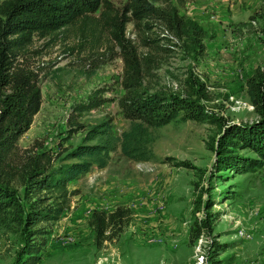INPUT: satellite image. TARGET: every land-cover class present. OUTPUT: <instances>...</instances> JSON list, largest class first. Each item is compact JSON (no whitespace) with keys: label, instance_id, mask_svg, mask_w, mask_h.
<instances>
[{"label":"rangeland","instance_id":"rangeland-1","mask_svg":"<svg viewBox=\"0 0 264 264\" xmlns=\"http://www.w3.org/2000/svg\"><path fill=\"white\" fill-rule=\"evenodd\" d=\"M108 1L121 12L126 0ZM150 2L190 20L187 33L178 36L179 27L154 13L126 22L121 45L95 11L85 25L33 34L13 50L9 70L34 74L40 90L16 140L18 156L46 151L51 166L75 161L67 153L101 119L109 120L115 147L104 166L66 182L61 213L38 222L40 233L0 226V264H22L32 239L40 244L32 264H264V161L242 172L218 166L227 129L262 114L246 79L264 77V0ZM124 56L141 63L137 78ZM160 98L185 99L200 114L150 128L149 159L123 156L119 134L128 119L120 102ZM232 153L257 158L241 143ZM9 186L22 195L16 179ZM117 207L125 213L120 228L108 227L96 246L91 211Z\"/></svg>","mask_w":264,"mask_h":264},{"label":"trees","instance_id":"trees-1","mask_svg":"<svg viewBox=\"0 0 264 264\" xmlns=\"http://www.w3.org/2000/svg\"><path fill=\"white\" fill-rule=\"evenodd\" d=\"M95 11H98L96 23L107 27L121 45L126 41L123 33L128 21L135 26L143 18L157 13L168 24L179 27L178 36L187 33L186 23H191L179 17L172 7L158 8L150 0H126L121 12H114L108 0H0V87L7 88L5 92L0 91V226L26 225L33 234L40 233L35 227L38 222L57 219L61 213L67 193L66 182L86 172L92 164L104 166L108 152L115 147L109 120L101 119L89 126L82 142L67 153L75 161L51 166L46 151L22 156L15 151L17 138L28 128L38 109L40 90L34 74L19 67L9 70L13 50L24 46L33 34H49L76 22L85 25ZM193 28H196L194 24ZM123 59L130 66V79L137 78L135 74L141 63L129 62L127 56ZM246 84L248 99L252 105H260L261 117L247 126H230L218 152V166L226 164L238 172L264 161V77L260 81L250 76ZM120 107L128 119V126L119 134V150L132 160H147L152 156L148 146L150 128L169 121L195 119L200 114L195 104L182 98L130 99L121 101ZM240 143L253 150L257 158L232 153ZM12 179L22 185L21 196L9 186ZM124 215L118 207L108 212L93 209L89 217L93 243L100 245L108 227L119 229ZM27 247L26 260L22 264H32L36 260L40 244L32 239Z\"/></svg>","mask_w":264,"mask_h":264}]
</instances>
